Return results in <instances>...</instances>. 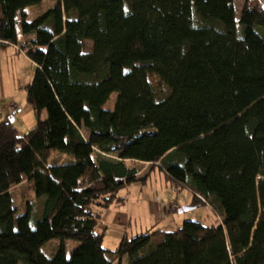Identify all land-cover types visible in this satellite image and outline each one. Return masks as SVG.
<instances>
[{
    "label": "trees",
    "instance_id": "trees-1",
    "mask_svg": "<svg viewBox=\"0 0 264 264\" xmlns=\"http://www.w3.org/2000/svg\"><path fill=\"white\" fill-rule=\"evenodd\" d=\"M8 46L34 66L36 122L0 121V264H264V0H0ZM145 163L216 218L107 249L93 207L123 204Z\"/></svg>",
    "mask_w": 264,
    "mask_h": 264
},
{
    "label": "rangeland",
    "instance_id": "rangeland-1",
    "mask_svg": "<svg viewBox=\"0 0 264 264\" xmlns=\"http://www.w3.org/2000/svg\"><path fill=\"white\" fill-rule=\"evenodd\" d=\"M234 1L236 13L239 14L245 0ZM85 45L89 47L90 42L86 41ZM16 52L17 47L14 46L0 50V121L12 116L14 126L22 134L36 122V116L27 104L24 92V86L33 77L34 66L24 52ZM115 95V93L111 95L104 107L112 105ZM44 115L45 112L41 117ZM63 158V154L53 152L47 163L61 161ZM139 168V175L149 172L145 183L134 182L118 192V195L124 198V203L120 204L116 211L129 215L128 226L123 228L119 224H111L112 219H108L110 214L106 209L93 207L94 211H101L96 230L100 231L101 224L107 227L103 236V247L114 250L125 233L130 237L140 232L156 229L171 231L180 227L184 220L199 221L207 225L214 222L216 216L208 206L191 205L192 193L184 187H173L157 166L150 169V165L145 163ZM11 193L18 212H23L27 203L33 201L34 198L25 182L12 187ZM183 207L192 208L179 212ZM166 209L168 212H165ZM75 245L76 242L68 240L67 253ZM58 247L59 239L53 238L41 245L40 252L46 258H50Z\"/></svg>",
    "mask_w": 264,
    "mask_h": 264
},
{
    "label": "crops",
    "instance_id": "crops-1",
    "mask_svg": "<svg viewBox=\"0 0 264 264\" xmlns=\"http://www.w3.org/2000/svg\"><path fill=\"white\" fill-rule=\"evenodd\" d=\"M116 209H117L116 206H110L109 208L106 209L108 211V213L110 214V215H108V219H112V223L111 224H119L121 227L125 228V226H128V224H129L128 220H129L130 217H129V215L127 213L117 212ZM106 228L107 227L105 225L101 224L100 231H102L103 234H104V232L106 231Z\"/></svg>",
    "mask_w": 264,
    "mask_h": 264
},
{
    "label": "water",
    "instance_id": "water-1",
    "mask_svg": "<svg viewBox=\"0 0 264 264\" xmlns=\"http://www.w3.org/2000/svg\"><path fill=\"white\" fill-rule=\"evenodd\" d=\"M192 207H183L182 209L179 210V212H182V211H185V210H188V209H191Z\"/></svg>",
    "mask_w": 264,
    "mask_h": 264
}]
</instances>
